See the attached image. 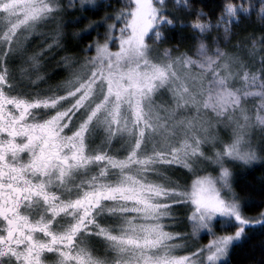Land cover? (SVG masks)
<instances>
[{"label": "snow or ice", "instance_id": "6c2138e0", "mask_svg": "<svg viewBox=\"0 0 264 264\" xmlns=\"http://www.w3.org/2000/svg\"><path fill=\"white\" fill-rule=\"evenodd\" d=\"M262 161L264 0H0V264H231Z\"/></svg>", "mask_w": 264, "mask_h": 264}, {"label": "trees", "instance_id": "16d2710c", "mask_svg": "<svg viewBox=\"0 0 264 264\" xmlns=\"http://www.w3.org/2000/svg\"><path fill=\"white\" fill-rule=\"evenodd\" d=\"M218 3L222 2V0H217ZM239 2V0H237ZM85 15L90 16L91 19H99V16L91 15L90 13H86ZM99 15H103L101 12ZM85 23H81L79 28H83ZM78 28V29H79ZM94 33H92L93 36ZM91 40V37L86 39L84 43H88ZM183 51L184 48L182 47ZM235 179H236V187L237 191H239L240 185L247 183L248 181H259L261 176H264V161L254 163L252 166H235ZM260 208H264V205H261L258 208L253 210H249L246 212L247 215H256ZM264 239L260 236H256L253 240L247 242L243 248L235 249L233 252L231 264H251L254 260H260L264 257V253H262L260 248V241ZM255 244L256 248L253 251L251 249V245Z\"/></svg>", "mask_w": 264, "mask_h": 264}, {"label": "rangeland", "instance_id": "374dc122", "mask_svg": "<svg viewBox=\"0 0 264 264\" xmlns=\"http://www.w3.org/2000/svg\"><path fill=\"white\" fill-rule=\"evenodd\" d=\"M51 27H52V25H48V26L42 28L41 31H45V32H47V31L49 30V28H51ZM78 30H79L78 28H76V29H71V31H78ZM100 31L103 32V29H100ZM94 36H95V33L93 34L92 37H94ZM92 37H91V38H92ZM34 43H38V41H36V42H34ZM37 50H38V49H37ZM61 55H63V53H61ZM59 58H60V57L57 56V60H58ZM54 67H55V62H54V61L49 62L48 65L46 66V68L44 69V71H48V70H50V69H52V68H54ZM59 79H60V77L57 76L56 79H55V81H53V82H58ZM253 143H254V144H260V143H262L261 138H260V135H259V133H258V130L253 134ZM118 146H119V144H117V147H118ZM232 171H233V172L235 171V167H232ZM234 174H235V173H234ZM191 179H194V177H191V178L189 179V183L191 182ZM207 242H208V238L205 237V238H203L202 240H200L199 243H200V244H206Z\"/></svg>", "mask_w": 264, "mask_h": 264}]
</instances>
